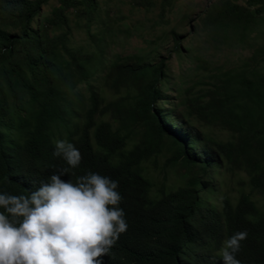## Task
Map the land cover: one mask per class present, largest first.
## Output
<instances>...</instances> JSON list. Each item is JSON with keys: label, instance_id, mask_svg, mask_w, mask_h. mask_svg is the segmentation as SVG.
<instances>
[{"label": "trees", "instance_id": "1", "mask_svg": "<svg viewBox=\"0 0 264 264\" xmlns=\"http://www.w3.org/2000/svg\"><path fill=\"white\" fill-rule=\"evenodd\" d=\"M47 1L0 0V191L26 194L68 168L52 155L65 139L81 154L69 177L94 171L118 181L128 228L104 264H221V242L244 230L237 258L264 264V45L199 80L198 92L180 90L168 108L159 103L165 57L105 63L71 50L66 33L51 31L68 24L64 6L32 26ZM99 68L102 84L77 91ZM164 138L187 168L171 186L154 174Z\"/></svg>", "mask_w": 264, "mask_h": 264}, {"label": "rangeland", "instance_id": "2", "mask_svg": "<svg viewBox=\"0 0 264 264\" xmlns=\"http://www.w3.org/2000/svg\"><path fill=\"white\" fill-rule=\"evenodd\" d=\"M65 7L67 25L54 26V36L67 34L71 50L107 63L116 55L149 54L155 62L166 58L168 80L162 84L171 108L180 90L209 79L211 73L231 69L264 45V0H48L32 22L38 27ZM179 50L174 51L176 39ZM199 59L207 66H198ZM102 69L93 72L77 91L86 93L88 83L103 82ZM135 129L142 132L141 122ZM154 174L167 186L178 183L186 166L174 161L166 138L161 141ZM151 169L154 167L151 165Z\"/></svg>", "mask_w": 264, "mask_h": 264}, {"label": "clouds", "instance_id": "3", "mask_svg": "<svg viewBox=\"0 0 264 264\" xmlns=\"http://www.w3.org/2000/svg\"><path fill=\"white\" fill-rule=\"evenodd\" d=\"M52 155L68 168L26 194L0 191V264H104L128 228L117 180L94 171L69 177L81 154L65 139L54 141ZM246 237V230L235 231L221 242V264H243L236 254Z\"/></svg>", "mask_w": 264, "mask_h": 264}]
</instances>
